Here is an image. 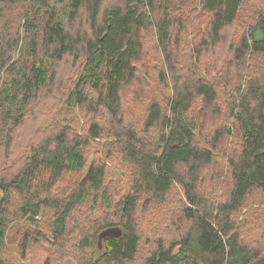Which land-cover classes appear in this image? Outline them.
I'll return each instance as SVG.
<instances>
[{"label":"trees","instance_id":"1","mask_svg":"<svg viewBox=\"0 0 264 264\" xmlns=\"http://www.w3.org/2000/svg\"><path fill=\"white\" fill-rule=\"evenodd\" d=\"M1 155L0 264H264V0H0Z\"/></svg>","mask_w":264,"mask_h":264},{"label":"water","instance_id":"2","mask_svg":"<svg viewBox=\"0 0 264 264\" xmlns=\"http://www.w3.org/2000/svg\"><path fill=\"white\" fill-rule=\"evenodd\" d=\"M121 228L118 226H110L102 229L98 234V246L101 248V242L105 237H119L121 235Z\"/></svg>","mask_w":264,"mask_h":264},{"label":"rangeland","instance_id":"3","mask_svg":"<svg viewBox=\"0 0 264 264\" xmlns=\"http://www.w3.org/2000/svg\"><path fill=\"white\" fill-rule=\"evenodd\" d=\"M135 119V118H134ZM133 119V116H132V118H130V120H134ZM0 158L2 159V155L0 156ZM3 166V165H2ZM68 186V183L66 184V180L63 182V183H61L60 185H59V187H58V190H59V192H62L63 190H64V187H67ZM57 194H58V192H57ZM59 195V194H58ZM41 251H38V250H35L34 252H32V258L30 257L29 258V256H31V255H29L28 256V258H26L24 261H26L27 263H30V264H38V261H39V259H40V257H42V254H43V252L42 253H40Z\"/></svg>","mask_w":264,"mask_h":264}]
</instances>
